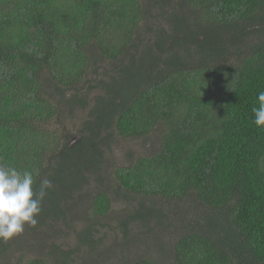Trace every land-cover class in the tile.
<instances>
[{
	"label": "trees",
	"instance_id": "1",
	"mask_svg": "<svg viewBox=\"0 0 264 264\" xmlns=\"http://www.w3.org/2000/svg\"><path fill=\"white\" fill-rule=\"evenodd\" d=\"M261 91L264 0H0V165L52 182L0 264H264Z\"/></svg>",
	"mask_w": 264,
	"mask_h": 264
},
{
	"label": "clouds",
	"instance_id": "2",
	"mask_svg": "<svg viewBox=\"0 0 264 264\" xmlns=\"http://www.w3.org/2000/svg\"><path fill=\"white\" fill-rule=\"evenodd\" d=\"M257 99L259 106L252 110L253 123L264 128V91L259 92ZM34 175L39 176V172L0 165V240L8 241L23 233L26 224L37 225L36 217L42 211V201L52 182L43 179L36 192Z\"/></svg>",
	"mask_w": 264,
	"mask_h": 264
},
{
	"label": "rangeland",
	"instance_id": "3",
	"mask_svg": "<svg viewBox=\"0 0 264 264\" xmlns=\"http://www.w3.org/2000/svg\"><path fill=\"white\" fill-rule=\"evenodd\" d=\"M66 125H67V129L69 130V132H75L78 128L79 121L69 120L66 122ZM153 137L154 138H151V139L137 140L135 141V143L130 144L129 146L131 147L130 149L131 152H134L136 154H139V153L148 154L152 152L155 148H157V142H158V139L155 136ZM124 146L126 145L123 142H120L118 147L114 148V152L112 150L111 154L105 153L106 164L104 165V170L108 174V176L111 178H113L114 169L111 170V174H110L109 168L112 164H116V163L123 164V160H124L123 166L127 165V162H128L127 157H125V159L123 157V160H122V155H121V151L123 150ZM113 159L115 160V163L113 162ZM107 189L110 190L111 194L113 195V191L117 190L116 183H111L109 186H107ZM118 207H116L115 210H117ZM179 217L181 218L182 216H179ZM152 226L154 228L157 227L154 225ZM29 227H32V226L29 225ZM25 229H27L26 225H25ZM99 237L103 238L106 244V248L110 249V251H108L110 254H112L114 251L119 252V254L115 255V257L117 256L116 259H123V263H127L130 260L137 259L142 253H145V257H151L153 259L158 257V261L164 264H167L170 258L169 253L160 254L156 252L154 248L149 247L144 242H138L139 246L138 248L136 247L137 249L136 248L128 249L125 247L124 242L122 240H115L114 238H111L110 235L106 234L105 232H100ZM139 238L143 239V236H140ZM15 261H13L11 264H15ZM100 262H101V259H100ZM107 263H111V262L107 261L103 264H107Z\"/></svg>",
	"mask_w": 264,
	"mask_h": 264
}]
</instances>
